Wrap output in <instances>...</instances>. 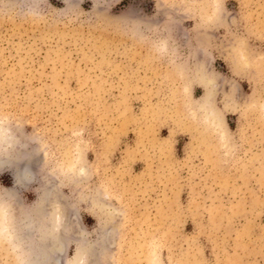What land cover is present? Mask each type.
Listing matches in <instances>:
<instances>
[{"label":"rangeland","instance_id":"374dc122","mask_svg":"<svg viewBox=\"0 0 264 264\" xmlns=\"http://www.w3.org/2000/svg\"><path fill=\"white\" fill-rule=\"evenodd\" d=\"M4 213L41 264H264V0H0Z\"/></svg>","mask_w":264,"mask_h":264},{"label":"bare ground","instance_id":"6f19581e","mask_svg":"<svg viewBox=\"0 0 264 264\" xmlns=\"http://www.w3.org/2000/svg\"><path fill=\"white\" fill-rule=\"evenodd\" d=\"M199 69H200V71L198 72V76H197L196 80H198L203 85L204 92H203L201 98L199 99V101L195 104V106H197V107H194V109L195 108H201V106L204 107V105L210 104V102L212 101V98H213V94H214V93H212L213 89H211L212 88L211 85H212V81H213V78L215 77L216 73L214 74L211 71L206 70L205 68H203L201 70V67ZM212 107H213V105H212ZM214 108H213V110H214ZM217 115H218V112H217ZM213 116H215V115H213ZM218 120H219L218 117L215 116V121L217 122L216 126L218 125L217 127L220 129V131H224L225 130L224 126L220 123V121L218 122ZM21 175H22V179H27V177L30 176L29 166L26 165L22 168ZM0 216L5 218L4 219L5 221H3L2 225L0 226V228H1L0 232L4 233L5 235H9L10 237L13 236V239L11 240V242L15 245V247H18L17 249H20V251L25 253L22 260H25L27 263L41 264V262L43 263V262L48 261L51 257H53L52 253H55V251L58 252V254H59V252L61 251V249L65 243V236H66L68 230L65 228V225H62V228H59V226H58L59 222H58V224L57 223L53 224V222H52L51 224H53V225H50L48 222V224H49L48 228L47 229H41V228H39V226H37V224H34L35 221L33 218H31V216L26 215V217H25L26 220L22 221V222H24L23 223L24 227H22L23 229H20L19 227H18V229H16V227H15V229H13V227H11L13 221L12 220L9 221L8 215H6V213H4L3 215H0ZM53 221L56 222L57 219L53 220ZM19 229H20V231H19ZM34 232H36L38 234V238L36 240V246L34 245L35 248L31 249L29 252H27L26 248L29 245H24L25 240L22 237V235L25 237L26 236L29 237V235L34 233ZM60 234L63 237H60ZM26 252H27V254H26ZM41 258L43 261L40 260ZM76 259H77V264H79L81 262H82L81 264H83L84 259H83V256L81 255L80 252L77 253Z\"/></svg>","mask_w":264,"mask_h":264}]
</instances>
